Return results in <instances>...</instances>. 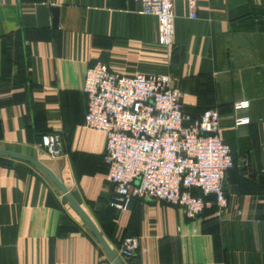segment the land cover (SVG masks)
Returning a JSON list of instances; mask_svg holds the SVG:
<instances>
[{
    "label": "crops",
    "instance_id": "obj_1",
    "mask_svg": "<svg viewBox=\"0 0 264 264\" xmlns=\"http://www.w3.org/2000/svg\"><path fill=\"white\" fill-rule=\"evenodd\" d=\"M172 46L134 0H0V149L37 159L65 185L123 264H264V0H199L191 19L174 6ZM171 75L187 112L217 109L237 167L229 202L196 220L164 202L111 209L106 135L84 126L85 74ZM248 102L236 111L234 106ZM249 122L236 126L237 119ZM56 134L51 157L42 136ZM136 236L142 250L119 256ZM0 264H113L61 190L34 164L0 154Z\"/></svg>",
    "mask_w": 264,
    "mask_h": 264
},
{
    "label": "built area",
    "instance_id": "obj_2",
    "mask_svg": "<svg viewBox=\"0 0 264 264\" xmlns=\"http://www.w3.org/2000/svg\"><path fill=\"white\" fill-rule=\"evenodd\" d=\"M134 1L143 14L158 18L160 44L172 46L177 0ZM185 1L190 18L196 19L199 0ZM83 91L88 97L84 126L106 135L107 180L115 186L112 208L128 211L134 199L153 200L196 220L211 204L209 196L220 209L229 207L225 180L236 163L217 109L193 117L171 75H121L102 63L87 69ZM248 107V102L234 106L236 111ZM248 122L237 119L236 126ZM42 143L51 157L62 155L59 135H44ZM141 250L140 238L125 236L119 256L131 261Z\"/></svg>",
    "mask_w": 264,
    "mask_h": 264
},
{
    "label": "water",
    "instance_id": "obj_3",
    "mask_svg": "<svg viewBox=\"0 0 264 264\" xmlns=\"http://www.w3.org/2000/svg\"><path fill=\"white\" fill-rule=\"evenodd\" d=\"M0 154H5L11 157H15L21 160H25L27 162H30L37 166L40 170H42L44 173H46L49 178L57 185V187L61 190L64 198L69 202V204L75 209V211L79 214V216L83 219L85 224L89 227L91 232L94 234L96 239L99 241L101 246L104 248V250L107 252L110 260L113 262V264H123L118 256L115 254V252L111 249L99 229L96 227L94 222L91 220V218L88 216V214L79 206V204L73 199L65 185L59 180V178L44 164L39 162L37 159L23 155L18 154L14 152H9L5 150L0 149Z\"/></svg>",
    "mask_w": 264,
    "mask_h": 264
},
{
    "label": "trees",
    "instance_id": "obj_4",
    "mask_svg": "<svg viewBox=\"0 0 264 264\" xmlns=\"http://www.w3.org/2000/svg\"><path fill=\"white\" fill-rule=\"evenodd\" d=\"M212 109V108H211ZM208 110H210V109H208ZM186 111V110H185ZM207 111V110H206ZM206 111H204V112H206ZM187 112V111H186ZM204 112H202V113H200V114H194V113H191V112H187L188 114H190L191 116H193V117H199V116H201ZM47 135V134H46ZM44 136V135H43ZM43 136H42V139H43ZM235 163H236V161H235ZM237 167V164H236V166H235V168ZM235 168H233V169H235ZM232 169V170H233ZM193 194L194 195H199L200 194V192L199 191H197V190H194L193 191ZM211 196H209L208 198H206V200H208L209 198H210ZM111 209H114V208H112L111 206H109ZM115 210V209H114Z\"/></svg>",
    "mask_w": 264,
    "mask_h": 264
}]
</instances>
